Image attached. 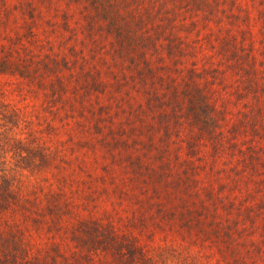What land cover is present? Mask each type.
<instances>
[{"label": "rangeland", "instance_id": "374dc122", "mask_svg": "<svg viewBox=\"0 0 264 264\" xmlns=\"http://www.w3.org/2000/svg\"><path fill=\"white\" fill-rule=\"evenodd\" d=\"M0 102V264H264V0H0Z\"/></svg>", "mask_w": 264, "mask_h": 264}, {"label": "trees", "instance_id": "16d2710c", "mask_svg": "<svg viewBox=\"0 0 264 264\" xmlns=\"http://www.w3.org/2000/svg\"><path fill=\"white\" fill-rule=\"evenodd\" d=\"M191 108L196 109L197 105L195 104L194 100H189ZM8 112H13L11 108H9L6 104L0 102V115H4ZM10 127L4 126L3 132L9 131ZM10 136H3V143L4 150H8L11 152L9 158H5L4 155H0V209H4L6 206V201L9 197H11V184L13 183V171L16 167L22 168V166H26L30 163L34 164V159L38 156L40 161L43 160L42 155L40 154V149L38 146L33 145L30 143L29 146L25 145L26 140L21 139H13L9 140ZM12 141H16L17 144H10ZM33 141V140H32ZM2 146H0L1 148ZM10 149V150H9ZM91 236V235H90ZM92 244L101 246L100 242L97 240L90 239ZM108 243L111 244H119L120 242L116 239L115 236H108ZM130 242L127 241L121 245H109V254L110 258L113 260L115 264H126L137 257V253L133 251L131 246L129 245ZM124 250H121V248ZM138 253H140L138 251ZM138 263L143 264H150L145 262L140 256H138Z\"/></svg>", "mask_w": 264, "mask_h": 264}]
</instances>
